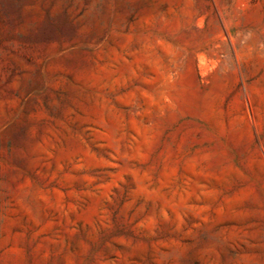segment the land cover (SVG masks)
Returning <instances> with one entry per match:
<instances>
[{
	"label": "rangeland",
	"instance_id": "rangeland-1",
	"mask_svg": "<svg viewBox=\"0 0 264 264\" xmlns=\"http://www.w3.org/2000/svg\"><path fill=\"white\" fill-rule=\"evenodd\" d=\"M0 264H264V0H0Z\"/></svg>",
	"mask_w": 264,
	"mask_h": 264
}]
</instances>
